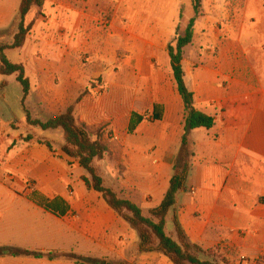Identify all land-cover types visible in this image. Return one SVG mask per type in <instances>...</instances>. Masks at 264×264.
Returning <instances> with one entry per match:
<instances>
[{"label": "crops", "instance_id": "crops-1", "mask_svg": "<svg viewBox=\"0 0 264 264\" xmlns=\"http://www.w3.org/2000/svg\"><path fill=\"white\" fill-rule=\"evenodd\" d=\"M207 1L205 15L212 12L209 20L216 17L222 27L208 24L205 41L221 56L191 70L189 78L185 72V81L195 107L216 124L191 132L190 173L166 227L171 219L168 235L176 239V216L191 243L218 255L237 251L254 258L264 254V2ZM250 5L259 12L250 19L253 26L246 25ZM182 7L179 0H46L44 14L16 49V62L25 65L32 83L26 101L40 99L48 119L75 105L80 123L102 128L109 153L96 164L105 185L107 178L113 181L108 187L145 213L170 186L184 132L185 108L168 54ZM8 15L0 0V31L11 24ZM88 51L95 68L86 72L81 57ZM90 78L100 86L87 87ZM133 114L143 119L131 132ZM48 131L49 137L28 141L0 136V249L54 257L0 254V264H76L65 253L114 264H173L161 252L139 251L138 231L86 186L88 172L62 151L64 138L56 143L53 137L61 130Z\"/></svg>", "mask_w": 264, "mask_h": 264}, {"label": "trees", "instance_id": "trees-1", "mask_svg": "<svg viewBox=\"0 0 264 264\" xmlns=\"http://www.w3.org/2000/svg\"><path fill=\"white\" fill-rule=\"evenodd\" d=\"M45 1L21 0L17 17L12 26L14 27L18 22L17 31L14 33L12 41H4L2 39L4 35L0 34V74L4 76L14 75L16 81L21 85L23 92L21 103L26 108V123L42 131H63L64 143L61 147L62 151L66 155L77 159L80 165L88 172L89 177L83 178L86 186L98 192L110 208L115 210L117 214L127 220L138 231L140 236L139 251L141 253L161 252L173 264H224L219 259H216L214 262L201 260L198 254L209 255V252L215 251L204 250L199 245L191 243L176 216H174L173 221L177 238L174 239L166 232L167 213L175 207L177 195L184 190L190 173L194 157L191 132L198 128L209 130L216 124V119L213 115L207 114L195 107L194 93L186 84L183 66L184 49L193 43L194 27L197 18L201 15L204 0H192L195 16L189 20L184 34L178 35L175 39V44H170L168 47L173 76L185 108V125L181 148L176 160L173 176L170 180V186L162 202L157 207L150 209L147 213L136 203L129 199L121 198L113 188L105 185L104 178L96 164L97 161L105 159L109 153L108 146L102 140L100 130L102 128L92 131L86 124H80L75 114V105L69 106L66 111L45 120L33 118L30 110L25 105V100L32 90L31 80L26 74L25 65L14 62L9 58L7 53L10 50L23 48L37 18L44 14ZM31 13H34V17L29 19ZM5 86L6 83L3 82L1 87L3 88ZM153 116L155 119L159 118L157 114ZM142 119V116L133 114V119L129 127L131 132ZM94 135L96 136L95 139L93 138ZM35 138V134H28L23 137L27 141ZM38 141L52 149L50 141L45 139H39ZM0 254H9L12 256L27 255L39 258L47 255L50 258L54 257L53 253L45 254L15 248H1ZM65 256L74 259L76 264H114L102 259L89 258L74 253H65Z\"/></svg>", "mask_w": 264, "mask_h": 264}, {"label": "rangeland", "instance_id": "rangeland-1", "mask_svg": "<svg viewBox=\"0 0 264 264\" xmlns=\"http://www.w3.org/2000/svg\"><path fill=\"white\" fill-rule=\"evenodd\" d=\"M6 1V8H7V12H8V16L9 17L7 19V24H9V22H11L10 25H8V27L6 26L5 29L3 31H0V34L4 35L3 36V40L4 41H12V37L14 35V33L17 31V25L18 22L16 23V25L14 27L13 26V20L15 19L16 15L18 14L19 11V1L20 0H5ZM181 1L182 4V13H181V18H180V23L176 29L177 33L176 36L178 35H183L184 31L189 23V20L195 16V12L192 6V0H179ZM210 1L206 0L207 6H211ZM264 2V0H263ZM204 4H205V0L203 1V7L201 10V15L200 17L197 18L195 27H194V40L193 43L189 46H187L184 49V61H183V66H184V70L188 76V78L191 75V70L195 69L197 66L204 64L206 61H208V59L211 58H217L219 56H221V51H219V48H214L213 46H211L210 43H208L207 41H205V33L207 31V25L209 24V26H212L215 22H217V27L221 28L222 25L220 24V22H218V19L215 17L214 19H210L211 17H213L212 12H209L208 15H205L204 12ZM206 7V6H205ZM11 14H14V17L11 21ZM257 15H259V12L257 11L256 7H253V5H250L249 7V12L247 13V17H246V25L250 26V25H256L254 23H251L250 19L253 17H256ZM32 16L29 17V19H31ZM12 25V26H11ZM4 28V27H2ZM176 39V38H175ZM175 44V40L173 42V45ZM31 46L28 47V52L27 53V59L30 58V53H32V51L30 50ZM21 52V51H20ZM17 50H12V51H8V56L11 60H13L14 62H16V60H18V54H17ZM119 56L122 53L121 51H119ZM94 53L92 51H88L85 52L82 57H81V62L83 63V67L85 68L86 72L91 71L92 69H94L95 67L92 66V61H94V59H90L91 56H93ZM42 59L47 58V55H45V50H41L40 51V55H39ZM229 57H234L235 54H229ZM32 58V57H31ZM0 78L2 80H0V109L2 108L1 112L3 111L6 115L7 121L5 122L4 126H0V136L3 137H21L23 138L24 136L28 135V134H35V136H47L49 137L51 135V133H53V131H42L39 129H36L34 127H31L30 125H28L26 123V111H25V107L22 105L21 100L23 98V92H22V87L21 85L16 81V78L14 75L11 76H4L0 74ZM7 80L5 81L6 86L5 87H1L2 81L3 80ZM59 78H55L53 79V85H60L59 83ZM4 82V81H3ZM101 84L96 78H90L87 79L86 81V85L88 86H93L92 88H94V86ZM104 84V82H103ZM118 82H114L113 83V88L114 89H118ZM100 86V85H99ZM92 89V90H93ZM86 93V92H85ZM38 101L37 98H32L31 97L26 101L25 100V105L26 107H28V109L30 110L31 115L33 116V118H40V119H48V115L50 114V110H46L43 109L42 107H38ZM45 115H43V114ZM39 114V115H38ZM41 114V115H40ZM79 122V121H78ZM80 123V122H79ZM82 124V123H80ZM92 131L97 130L96 128H90ZM99 129V128H98ZM101 133H102V129ZM120 134V131H118ZM123 138L126 136V130L125 129H121V136ZM54 139L56 140V143H58L57 141H61L62 138H64V134L63 131L61 130V132H54L53 134ZM113 135H111V133H109V137H106L108 140L113 139ZM94 139L96 138V136L94 135L93 137ZM118 141V140H116ZM112 145L113 143H115L114 141H111ZM63 145V144H62ZM118 161L121 163V161L119 160V158H117ZM119 163V164H120ZM106 180V177H105ZM106 184L107 186H113V181L111 182L108 178L106 180ZM170 215V211L167 213V215ZM168 215V217H169ZM173 228V223L171 221V219H168V225L166 227V232L167 234H169L171 232ZM199 258L201 260H208V261H212L214 262L216 259H219V261L222 260V262L224 264H264V254L263 255H259L258 257H254V258H250L248 256L247 259H243L242 258V254L237 252V251H228L227 255L226 254H222V255H218L216 252H209V255H205V254H198Z\"/></svg>", "mask_w": 264, "mask_h": 264}, {"label": "built area", "instance_id": "built-area-1", "mask_svg": "<svg viewBox=\"0 0 264 264\" xmlns=\"http://www.w3.org/2000/svg\"><path fill=\"white\" fill-rule=\"evenodd\" d=\"M193 193H195V191H192ZM242 258L245 260L246 258L244 256H242Z\"/></svg>", "mask_w": 264, "mask_h": 264}]
</instances>
